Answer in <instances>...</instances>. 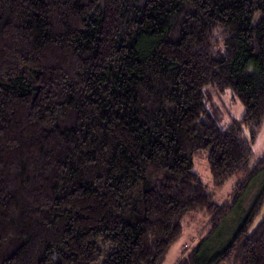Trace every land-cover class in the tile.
Segmentation results:
<instances>
[{
	"label": "trees",
	"instance_id": "obj_1",
	"mask_svg": "<svg viewBox=\"0 0 264 264\" xmlns=\"http://www.w3.org/2000/svg\"><path fill=\"white\" fill-rule=\"evenodd\" d=\"M263 120L264 0H0V264H264Z\"/></svg>",
	"mask_w": 264,
	"mask_h": 264
},
{
	"label": "rangeland",
	"instance_id": "obj_2",
	"mask_svg": "<svg viewBox=\"0 0 264 264\" xmlns=\"http://www.w3.org/2000/svg\"><path fill=\"white\" fill-rule=\"evenodd\" d=\"M231 96L232 95L230 91H226L224 94L220 95L214 94L213 96L214 103L217 104L219 108L225 113L221 121V124L223 126H228L232 120H239L243 114L242 105L238 100L233 99ZM251 148L254 156V161L259 162L264 157V120L254 141L252 142ZM193 171L198 174L201 181L209 188L210 192L213 195V201L216 205H222L230 199L237 181L232 178L229 179L221 187L216 189L212 188L211 176L207 166V152H202L200 156L195 157L193 161ZM263 182L264 171L259 173L250 183L248 191L245 195H243L244 197L242 196L243 200L241 198V205L240 203L238 205L240 207H236L234 210L236 218H234L232 222H226V229L230 228L229 230H234L236 226H238L242 216L249 209L253 199L257 195L259 187H261V184ZM262 220H264V203L260 208L258 214L252 221L251 230ZM208 222L209 218L203 214L191 215L190 217L185 218V220L183 221L182 235L171 247V250L168 251L162 264H171L172 260H174L175 253L179 251L181 247L182 252L185 253V249L183 248H185V246H188L190 248L192 240L197 233L204 234V232L208 231ZM221 240L224 241L226 239H219L218 241L221 242ZM215 243H217L216 240L213 241V243H210L214 252L218 251V247ZM102 261L103 260H101L97 264H102Z\"/></svg>",
	"mask_w": 264,
	"mask_h": 264
},
{
	"label": "crops",
	"instance_id": "obj_3",
	"mask_svg": "<svg viewBox=\"0 0 264 264\" xmlns=\"http://www.w3.org/2000/svg\"><path fill=\"white\" fill-rule=\"evenodd\" d=\"M186 244V243H185ZM184 245V244H183ZM171 250V248L169 249ZM182 253V247L175 253L174 260H172L171 264H175L176 260L181 256ZM165 260V259H164Z\"/></svg>",
	"mask_w": 264,
	"mask_h": 264
}]
</instances>
